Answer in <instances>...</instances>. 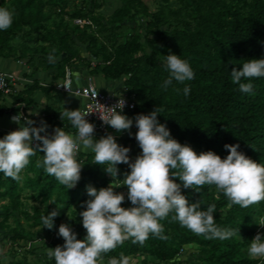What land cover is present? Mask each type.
Masks as SVG:
<instances>
[{"label":"trees","instance_id":"1","mask_svg":"<svg viewBox=\"0 0 264 264\" xmlns=\"http://www.w3.org/2000/svg\"><path fill=\"white\" fill-rule=\"evenodd\" d=\"M89 2L97 3L95 0ZM0 7L14 10L12 26L0 30V55L8 56L5 45L10 46L14 37L18 38L16 45L20 56L31 50L49 55L55 49L54 56L63 54L54 63L46 59L43 66H54L55 75L61 76L63 63L77 55L69 38L70 33H74L76 38L86 41L92 54L100 56V62L92 66L102 76L124 75L119 92L125 91L134 98L133 107L122 112L128 118L133 117L132 136L127 131L126 134L116 133L114 129L112 132L119 145L130 149V161L136 158L135 150L128 146L129 142H137L133 135L138 131L135 116L147 115L158 108V122L166 125L171 138L190 146L197 154L212 151L224 159L229 154L224 145L238 144L239 152L264 164V77L241 81L253 84L250 93L241 92L239 85L231 80L233 68L239 70L247 60L264 59V0H176L175 5L162 3L154 10H149L143 0H121L110 18L104 21L80 7L70 12L69 18L87 17L94 22L96 29L91 31L87 30L88 24L70 23L69 18L60 17L46 24L50 13L45 10L43 0H0ZM128 15L145 16L147 25L160 26L158 33L152 31L144 43L134 35H122L118 29ZM169 54L186 60L194 72V79L184 83L173 80L164 90L161 86L169 78L164 62ZM35 86L37 83L33 80L25 89ZM185 86L191 89L188 96L183 94ZM11 97L13 100L21 98L19 92ZM45 117L49 121V115ZM100 134L94 131L93 139L98 140ZM42 157L43 153L37 151L22 170L24 185L34 199L43 203L32 205L31 213L26 214L31 224L43 225L41 217L58 206L60 214L53 221L56 226L70 205H82L90 199L86 186L97 190L108 187L109 176L104 171L108 165L93 164L94 154L90 150L80 151L76 157L83 167L81 178L72 189L60 185L43 167H36V161ZM116 167L118 179L130 173L126 164ZM176 182L180 183L178 178ZM21 187L22 184L0 173V197L7 196L12 206L19 203ZM181 191L190 203L200 201L198 210L206 211L208 206L215 204L216 226L235 230L236 235L224 241L205 239L178 222H171L172 214H169L161 221L166 240L150 235L143 246L128 240L102 257L110 259L119 258L121 253L125 256L146 253L155 258L154 264L173 257L181 245L192 242L196 244L197 256L191 264H264V259H251L248 255L252 237L264 236L263 229L258 227L264 218V201L248 208L229 207L227 198L214 185H204L198 191L182 187ZM15 233L23 236L21 231ZM45 264H55L54 258Z\"/></svg>","mask_w":264,"mask_h":264},{"label":"clouds","instance_id":"2","mask_svg":"<svg viewBox=\"0 0 264 264\" xmlns=\"http://www.w3.org/2000/svg\"><path fill=\"white\" fill-rule=\"evenodd\" d=\"M13 20L14 10L0 7V30H8ZM55 51L53 49L49 54L50 63L55 62ZM165 58L169 78L161 86L164 90L173 80L184 83L194 79V72L186 60L175 54ZM260 77H264V59L247 60L242 68L231 71L232 82L238 84L243 93H250L253 84L242 80ZM190 91L188 86L183 88L185 96ZM124 107L122 98L116 105L105 108L108 114L98 111L99 119L116 133L127 131L131 137L133 119L122 114ZM89 113L92 112L82 114L79 109L67 108L60 113V119L63 121L66 117L77 130L75 135L66 133L62 128H55L53 134L49 135V126L45 121L41 120L40 126L35 127V121L17 114L10 119L20 126L19 129L0 138V173L17 182H22L20 174L37 151L43 153V157L36 161V167H43L46 174L67 189L74 188L81 178L83 166L76 159L81 149L94 154L93 164L108 165L104 171L113 179L118 177V164H126L130 168V173L125 174L117 187L110 184L97 190L91 185L86 186L90 199L82 203L81 207L86 206V210L79 213L86 236L82 240L77 239L70 226L61 224L57 236L63 238L64 244L46 250L48 259L54 258L55 264H102V254L115 250L125 241L131 240L133 244L143 246L150 235L166 240L161 221L169 214H172L171 222H178L181 227L205 239L224 241L236 235L235 230L216 226L213 215L215 204L208 206L206 211L198 210L200 201L190 203L182 194V187L198 191L204 185H214L227 198L229 207L239 205L248 208L264 201V164L239 152L238 144L224 145L229 152L224 159L212 151L197 154L190 146L181 145L171 138L166 125L158 122L160 111L155 108L147 115L138 114L134 118L138 129L135 140L142 151L133 162L129 157L130 149L119 145L112 134L93 139L95 126L85 119ZM38 114V111H34L29 115ZM177 178L180 183L176 182ZM122 186L127 188V200L132 207L121 206L125 195L115 192L114 188ZM59 214L56 206L42 216L43 228L52 230L54 218ZM258 224L264 227V218ZM262 237L257 234L251 241L248 248L251 259H264ZM108 264H130V258L121 253L119 259L112 257Z\"/></svg>","mask_w":264,"mask_h":264},{"label":"rangeland","instance_id":"3","mask_svg":"<svg viewBox=\"0 0 264 264\" xmlns=\"http://www.w3.org/2000/svg\"><path fill=\"white\" fill-rule=\"evenodd\" d=\"M95 1L97 3L91 4L89 0H43L45 10L50 13V17L47 19L46 24H50L51 20H58L60 17L63 19L69 18L70 12L77 10L79 7L82 10H90L92 14H96L99 16L100 20L104 21L109 19L113 9L121 4V0ZM143 2L149 10H154L162 3H166L167 5L176 4V0H143ZM68 20L70 23L76 22L80 25L88 24V31L96 29L94 22L89 21L90 19L87 17H73ZM159 28L160 26L151 27L147 25V19L145 16L128 15L122 20L118 30L122 35H134L144 43L149 37H151L153 33L152 31L158 33ZM69 38L74 49L77 51V55H73L66 60L63 63L64 68L68 67L71 69L72 67L81 66L89 72H94L93 74L95 75H97L98 72L102 76V74L92 66L94 63L100 62V56L92 54L88 47H86V41L76 38L74 33H70ZM17 39V37H14L10 46L7 47L5 45L4 50L8 56L15 59H24L26 63H29L34 68L43 67L49 55L31 50L30 53L25 54V56H20V49L16 45ZM145 49L147 50V47H145ZM62 54L63 53L60 52L55 57L60 58ZM74 75L75 72L73 71L71 77ZM123 78L124 75L122 74L119 77L110 79L114 83H121L122 86ZM95 86L97 87L96 84ZM120 88L121 87L117 88V90ZM129 118L133 119V117ZM126 133L127 132L125 131L123 134ZM135 133L136 132L134 131V136ZM128 146L135 150L136 157L141 154L142 150L139 148L137 142H129ZM20 175L23 179L22 182H19L22 184L18 196L19 203L16 206H12L7 196L0 197V264H45L49 260L46 255L47 248L54 249L55 247L64 244L63 238L57 236L61 224L70 226L76 233L77 239L82 240L85 238L86 230L83 228L82 218L79 216L82 207L81 204L78 203L70 205L65 214L59 219L58 225L54 226L52 230L43 228V225L41 224H31L30 219L27 218L26 214L31 213L32 205L41 206L43 203L34 199L28 186L24 185V172H21ZM108 176L109 182L107 186L112 184L113 187H117L122 183L121 179H118V177L113 179L110 174H108ZM114 191L125 195V201L121 205L122 207H132L131 202L127 200L126 186L114 188ZM258 227L262 228L264 232V227L259 224ZM15 231H21L23 236L16 235ZM254 237L255 236L252 237V240ZM126 256L130 258V264H152L155 260V258L146 253H135ZM196 256V244L192 242L184 243L173 257L156 261L154 264H191V262H195ZM108 260L109 258L102 257V264H108Z\"/></svg>","mask_w":264,"mask_h":264},{"label":"crops","instance_id":"4","mask_svg":"<svg viewBox=\"0 0 264 264\" xmlns=\"http://www.w3.org/2000/svg\"><path fill=\"white\" fill-rule=\"evenodd\" d=\"M0 68L14 75L18 80L17 92L20 97L13 100L12 97L4 98L0 101L2 111L0 113V134L2 138L11 131L19 129V125L11 122V117L19 114L22 110L28 119L35 121L34 126L39 127L40 121L43 120L48 126L55 128H62L66 133L75 135L70 121L65 117L63 121L60 119V113L65 108L74 110L78 108L83 97L72 92L59 90L55 87V81H58L61 76L55 75L56 70L54 66L34 68L24 59H15L10 56L0 55ZM70 69V68H69ZM71 74L74 71L75 75L71 77L72 87L79 86L86 81L92 82L94 85L107 92H119L117 88L121 87V83L112 82L110 78L101 76L98 72H89L83 67H72ZM36 81L37 86L28 90L26 85ZM51 81L54 82L51 84ZM46 86L45 88L43 86ZM34 111H38V115H29ZM46 114L49 115V121H46ZM59 122H62L60 124ZM24 121L21 120V124ZM54 132V131H53ZM53 132L51 134H53ZM95 140V139H94ZM81 151L86 152L81 149Z\"/></svg>","mask_w":264,"mask_h":264},{"label":"built area","instance_id":"5","mask_svg":"<svg viewBox=\"0 0 264 264\" xmlns=\"http://www.w3.org/2000/svg\"><path fill=\"white\" fill-rule=\"evenodd\" d=\"M55 87L59 90L72 92L83 97L81 105L74 110L79 109L82 114L92 112L89 113L85 117V119L95 126V131L97 133H103L99 135L98 139L108 134H112L113 136H115V133L112 132L113 128L103 124V122L99 119V112H101V114H108V110H106L105 108L116 105L118 101L122 98L125 101V107L123 111L125 109L132 108L134 105L133 96L131 94L126 93L125 91L107 92L105 90L97 88L90 81H86L85 83L79 86L72 87L71 71L68 67L64 68L63 75L58 81H56ZM17 89V78L11 73H8L7 71L0 68V101L4 98H10L12 94L17 92ZM117 111H119V109H117ZM19 114H21V116L24 115L27 118L26 114L22 110L19 111ZM22 121L24 120L22 119ZM53 131V127L49 126L47 129V133L51 135ZM41 135H44V133H41ZM35 143L36 142H34L33 146H35Z\"/></svg>","mask_w":264,"mask_h":264}]
</instances>
